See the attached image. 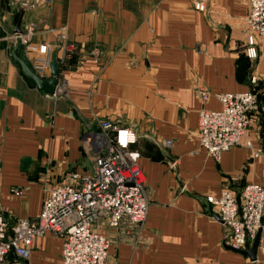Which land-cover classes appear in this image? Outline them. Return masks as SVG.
<instances>
[{
    "label": "crops",
    "instance_id": "0c3cea01",
    "mask_svg": "<svg viewBox=\"0 0 264 264\" xmlns=\"http://www.w3.org/2000/svg\"><path fill=\"white\" fill-rule=\"evenodd\" d=\"M21 9L20 0H0V213L9 233L17 219L38 217L46 190L65 174L91 173L89 140L109 120L136 134L149 207L137 234L108 232L106 264H264V231L252 262L225 247L226 230L207 202L223 189L264 186V37L247 28L246 1L54 0ZM20 21L22 37L33 25L32 45H47L52 57L64 40L76 47L69 66L59 59L55 96L31 88L13 64ZM94 47L98 61L89 57ZM246 91L258 98L249 136L261 156L236 147L216 162L198 141V113L220 110L217 94ZM13 188L27 192L15 197ZM61 252L62 240L47 234L28 260L11 251L8 261L62 264Z\"/></svg>",
    "mask_w": 264,
    "mask_h": 264
},
{
    "label": "built area",
    "instance_id": "2783aa9c",
    "mask_svg": "<svg viewBox=\"0 0 264 264\" xmlns=\"http://www.w3.org/2000/svg\"><path fill=\"white\" fill-rule=\"evenodd\" d=\"M54 0H20L21 8L34 11ZM248 5L246 25L255 37H264V0H245ZM196 9L202 10L197 4ZM33 25L23 42L24 57L42 78L51 77L52 54L47 45H32ZM253 45V39L251 38ZM62 65H70L76 47L64 40L58 47ZM34 56L30 60L31 56ZM250 58L256 57L252 47L247 49ZM102 51L94 47L89 57L99 60ZM57 57V60L59 62ZM59 62V64H60ZM59 88V84L57 90ZM57 90L54 96L57 93ZM202 99L208 93L200 89ZM221 109H201L198 113V141L216 161L232 148H247L258 158L249 136L258 111V98L252 91L217 94ZM136 134L112 121L99 122V133L89 140L95 158L90 174L69 172L54 188L46 190L40 214L36 219H17L9 233L10 222L0 213V264H9L13 250L21 260H28L37 238L51 234L62 240V264H106L111 248L108 232L126 228L132 235L144 226L148 213V199L138 159L132 149ZM167 146L172 141L166 142ZM27 188H13L15 197L25 195ZM212 210L226 230L225 244L235 251L245 250L259 230L264 231V186L245 185L239 195L223 189L218 196L207 199Z\"/></svg>",
    "mask_w": 264,
    "mask_h": 264
},
{
    "label": "water",
    "instance_id": "95a60500",
    "mask_svg": "<svg viewBox=\"0 0 264 264\" xmlns=\"http://www.w3.org/2000/svg\"><path fill=\"white\" fill-rule=\"evenodd\" d=\"M25 10L21 9V13L24 14ZM23 31L21 30V21L19 22L18 26H17V30L15 32L17 38H16V45L15 48L11 54L12 60H13V64L15 66H17L23 77L25 78L27 84L31 87V88H35L40 92L46 93V94H50V95H54L58 84H59V80H58V76H59V72H60V64L57 60V56L54 55L52 57V62H51V77L50 78H42L41 76H39L35 70L33 69L32 64L30 63V61H28L25 57H24V51L26 50V44L23 42ZM141 137V136H138ZM144 138L154 142L155 144H157V141L154 139L153 136H148V135H144ZM262 151L264 153V142H263V147H262ZM165 157L167 158V160L170 162V164L173 165L174 170L177 172V168L175 166V161L173 159H171L166 153H165ZM209 212L212 216H214L215 218L219 219V216L212 210L211 206H209ZM262 234L263 231L259 230L254 241L252 243H250L245 250H238L237 252L247 256L252 262L257 260V252H258V248L261 242V238H262ZM225 247L227 249H232L229 246L225 245ZM234 250V249H232ZM12 252L14 253V251L12 250Z\"/></svg>",
    "mask_w": 264,
    "mask_h": 264
}]
</instances>
